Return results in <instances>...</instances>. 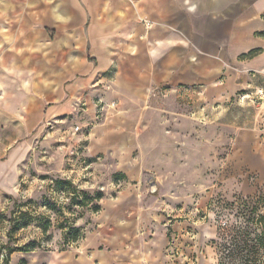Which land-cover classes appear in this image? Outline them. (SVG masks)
<instances>
[{
	"label": "crops",
	"instance_id": "0c3cea01",
	"mask_svg": "<svg viewBox=\"0 0 264 264\" xmlns=\"http://www.w3.org/2000/svg\"><path fill=\"white\" fill-rule=\"evenodd\" d=\"M0 87L30 132L96 103L128 116L172 112L178 98L215 121L238 95H264V0H0ZM27 151L0 160V201ZM136 200L100 201L97 227L50 264H164L167 230Z\"/></svg>",
	"mask_w": 264,
	"mask_h": 264
},
{
	"label": "rangeland",
	"instance_id": "374dc122",
	"mask_svg": "<svg viewBox=\"0 0 264 264\" xmlns=\"http://www.w3.org/2000/svg\"><path fill=\"white\" fill-rule=\"evenodd\" d=\"M4 91L0 160L26 143L28 151L16 167L13 192L0 201V264L7 245L17 250L10 256L17 264H50L57 253L76 251L80 240L64 243L71 238L68 221L82 238L100 214L94 211L100 202L76 204L82 193L102 194L101 204L126 193L136 198L143 213H152V227L167 230L164 264H215L211 241L218 228L233 225L241 202L264 185V96L251 104L248 93L238 95L239 104L215 121L179 98L172 112L146 107L128 116L96 103L93 115L43 120L30 132L24 117H7L13 111L1 102ZM65 180L78 199L71 200Z\"/></svg>",
	"mask_w": 264,
	"mask_h": 264
},
{
	"label": "trees",
	"instance_id": "16d2710c",
	"mask_svg": "<svg viewBox=\"0 0 264 264\" xmlns=\"http://www.w3.org/2000/svg\"><path fill=\"white\" fill-rule=\"evenodd\" d=\"M254 53L256 52L249 55ZM60 183L67 185L72 190V194L75 196L71 200L78 199L76 198L78 191L71 181L65 180L60 181ZM69 193L71 192H67V194ZM102 198L100 193L95 197L82 193L76 204L87 207L92 201L100 202ZM241 203L238 220L230 227L218 228L216 238L211 241L217 252L215 264H264V185L253 198ZM94 211L99 212L100 206L97 205ZM68 224L71 238L70 241L68 238L65 239L66 245L76 243L83 238L79 236L78 229L70 228V221ZM41 227L43 233H47L50 222L45 221ZM10 241L9 238L8 242ZM5 249L2 264H8L10 256L17 251L8 245Z\"/></svg>",
	"mask_w": 264,
	"mask_h": 264
},
{
	"label": "built area",
	"instance_id": "2783aa9c",
	"mask_svg": "<svg viewBox=\"0 0 264 264\" xmlns=\"http://www.w3.org/2000/svg\"><path fill=\"white\" fill-rule=\"evenodd\" d=\"M259 96H264V95H263V93L260 92V93H259ZM100 109H101V108H100Z\"/></svg>",
	"mask_w": 264,
	"mask_h": 264
}]
</instances>
